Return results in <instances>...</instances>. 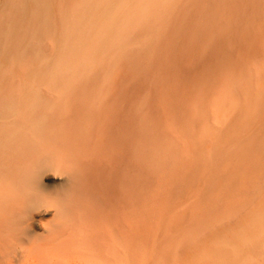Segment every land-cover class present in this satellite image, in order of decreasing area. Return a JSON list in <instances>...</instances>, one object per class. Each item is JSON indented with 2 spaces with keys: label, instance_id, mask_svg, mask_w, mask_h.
Masks as SVG:
<instances>
[{
  "label": "rangeland",
  "instance_id": "1",
  "mask_svg": "<svg viewBox=\"0 0 264 264\" xmlns=\"http://www.w3.org/2000/svg\"><path fill=\"white\" fill-rule=\"evenodd\" d=\"M117 3L123 11L109 0H48L49 33L34 44L52 61L69 54L58 39L65 14L66 44L79 38L90 54L75 80L33 84L56 100L48 125L91 126L72 136L85 143L72 154V212L90 249L120 264L125 236L127 264H264V238L252 236L264 233V0ZM32 67H1L0 101L32 87ZM60 169L46 172L49 185Z\"/></svg>",
  "mask_w": 264,
  "mask_h": 264
},
{
  "label": "bare ground",
  "instance_id": "2",
  "mask_svg": "<svg viewBox=\"0 0 264 264\" xmlns=\"http://www.w3.org/2000/svg\"><path fill=\"white\" fill-rule=\"evenodd\" d=\"M109 1L115 4L116 10L123 11L117 0ZM5 3L11 13L7 26L0 32V75L8 71L2 66L30 61L35 67L26 72L32 87L0 101V264H106L107 257L102 262L97 260L72 212L80 177L73 155L81 150L79 145L85 144L79 142L80 137L77 141L72 136L88 135L91 126L48 125L47 114L57 107L56 100L42 95L37 88L39 83L33 85L52 82V78L61 74L75 80L74 72L90 54L79 38L75 43L66 44L63 14L58 39L60 44L63 42L61 48L69 46L70 53L63 49V54L52 61L54 56H45L41 52L43 48L34 46L49 33L48 0H6ZM92 9V5H85L80 16L88 17L86 13ZM99 18L105 19L101 14ZM98 38L94 37L93 48L98 46ZM21 114L27 115V121L16 123L15 117ZM84 136L81 137L85 140ZM54 166L61 168L59 173L64 177L57 186L45 180L46 172ZM51 206L55 209L52 220L43 221L36 215L41 208ZM252 234L255 239L264 238L260 229H253ZM240 240L246 241V238ZM120 246V264H127L125 236Z\"/></svg>",
  "mask_w": 264,
  "mask_h": 264
}]
</instances>
